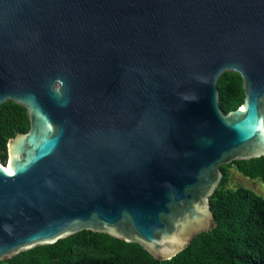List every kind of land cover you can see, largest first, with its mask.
I'll return each mask as SVG.
<instances>
[{"label":"water","instance_id":"obj_1","mask_svg":"<svg viewBox=\"0 0 264 264\" xmlns=\"http://www.w3.org/2000/svg\"><path fill=\"white\" fill-rule=\"evenodd\" d=\"M7 99L30 126L0 162V260L81 230L169 259L214 225L219 166L264 156V0H0Z\"/></svg>","mask_w":264,"mask_h":264},{"label":"trees","instance_id":"obj_2","mask_svg":"<svg viewBox=\"0 0 264 264\" xmlns=\"http://www.w3.org/2000/svg\"><path fill=\"white\" fill-rule=\"evenodd\" d=\"M224 113L244 100L242 78L224 71L217 83ZM24 105L11 99L0 104V162L5 166L7 142L29 129ZM229 166L245 177L264 182V156L221 164V179L209 197L214 225L195 235L169 259H155L140 244L102 232L81 230L54 243L37 245L0 264H264V195L228 182Z\"/></svg>","mask_w":264,"mask_h":264},{"label":"rangeland","instance_id":"obj_3","mask_svg":"<svg viewBox=\"0 0 264 264\" xmlns=\"http://www.w3.org/2000/svg\"><path fill=\"white\" fill-rule=\"evenodd\" d=\"M228 172L230 174L228 186L230 187L245 186L254 190L256 193L260 195H264V182L258 179H251L245 177L240 172H238L234 166H229Z\"/></svg>","mask_w":264,"mask_h":264},{"label":"bare ground","instance_id":"obj_4","mask_svg":"<svg viewBox=\"0 0 264 264\" xmlns=\"http://www.w3.org/2000/svg\"><path fill=\"white\" fill-rule=\"evenodd\" d=\"M5 167H6V169H7V165H6Z\"/></svg>","mask_w":264,"mask_h":264}]
</instances>
